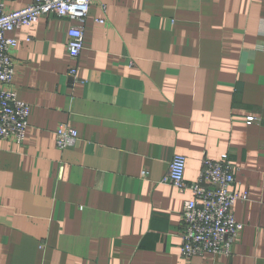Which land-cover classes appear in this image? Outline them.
Here are the masks:
<instances>
[{
    "label": "crops",
    "instance_id": "0c3cea01",
    "mask_svg": "<svg viewBox=\"0 0 264 264\" xmlns=\"http://www.w3.org/2000/svg\"><path fill=\"white\" fill-rule=\"evenodd\" d=\"M78 24L51 15L9 33L31 110L23 144L0 139V264H264V0H94L73 83ZM62 123L77 145L56 146ZM176 154L188 181L206 157L237 166L248 199L233 206L231 257L181 255L193 194L162 182Z\"/></svg>",
    "mask_w": 264,
    "mask_h": 264
},
{
    "label": "built area",
    "instance_id": "2783aa9c",
    "mask_svg": "<svg viewBox=\"0 0 264 264\" xmlns=\"http://www.w3.org/2000/svg\"><path fill=\"white\" fill-rule=\"evenodd\" d=\"M94 0H34L29 5L7 10L0 0V139H11L23 144L26 139L30 104L19 99L13 87L14 60L12 51L18 39L9 33L22 26L38 22L41 18L55 15L74 19L80 24L68 31L67 48L74 65L68 75L73 83L78 77V61L85 46L84 23ZM106 23L105 18L96 19ZM246 123H261L262 118L249 115ZM56 146L65 149L80 142L79 132L67 123L60 124L55 132ZM186 156L176 154L170 162L168 173L162 182L174 185L180 191L191 190L193 197L187 199L182 209V241L180 252L186 258L212 253L231 257L234 246L244 224L237 221L233 211L234 203L248 199L247 192L233 189L236 184L237 166L224 155L221 158L206 157L199 177L188 181L185 177ZM147 171L142 176H147Z\"/></svg>",
    "mask_w": 264,
    "mask_h": 264
}]
</instances>
